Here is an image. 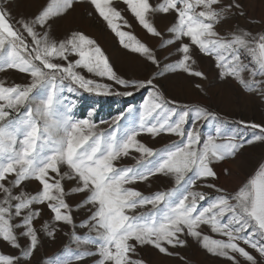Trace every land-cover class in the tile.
I'll use <instances>...</instances> for the list:
<instances>
[{
  "label": "snow or ice",
  "instance_id": "obj_1",
  "mask_svg": "<svg viewBox=\"0 0 264 264\" xmlns=\"http://www.w3.org/2000/svg\"><path fill=\"white\" fill-rule=\"evenodd\" d=\"M77 2L47 0L30 16L16 17L11 0H0V243L13 250L0 251V264H33L43 237L55 239L64 226H71L70 243L42 264H147V246L190 264L176 251L190 241L225 264H264V161L234 190L217 183L215 170L246 145L264 143V123L238 122L251 130L250 139L226 134L223 118L166 97L157 84L177 71L206 80L199 53L214 59L220 79L264 99V29H224L246 16L242 0H122L147 34L178 54L161 69L157 51L124 30L131 24L113 0H87L123 48L158 68L150 77L126 78L84 31H53ZM158 15L173 17L167 36L154 22ZM9 71L22 74L21 81H8ZM139 90H149L140 109L129 106L101 121L106 129L94 111L77 118L76 103L65 95L131 97ZM134 114L138 119L122 127ZM209 120L216 129L204 136L200 122ZM145 134L178 139L154 149L140 138ZM126 158L134 163L123 164ZM159 177L171 186L147 193L138 187L151 188ZM81 210L87 216L78 222Z\"/></svg>",
  "mask_w": 264,
  "mask_h": 264
},
{
  "label": "rangeland",
  "instance_id": "obj_2",
  "mask_svg": "<svg viewBox=\"0 0 264 264\" xmlns=\"http://www.w3.org/2000/svg\"><path fill=\"white\" fill-rule=\"evenodd\" d=\"M151 2L156 3L157 0H151ZM242 2L246 16L230 21L224 25V29L227 30L229 24H231L238 25L243 29H250L253 32H260L264 28V0H242ZM46 3L47 0H11L13 15L16 17L21 15L30 16L41 5ZM113 5L121 10L122 15L131 24L130 28H124V30L131 32L142 42H146L157 51L161 61V69L164 64L171 63L178 57L174 48L170 54L167 47L161 46L159 38H154L146 33L131 13L125 11L126 6L122 3V0H113ZM172 20V16L166 15H158L154 18L156 26L165 36L168 35L167 28L171 26ZM252 21H256L257 23H252ZM52 27L58 36H63L73 30H82L90 35L103 48L118 74L126 78L143 79L150 77L158 71L156 65L145 61L138 54L131 53L129 50L123 48L119 42V38L108 28L106 22L99 17L98 13L95 12L93 6L87 0H78L74 9L67 15L57 18ZM195 58L197 59V67L202 69L207 76L206 80L194 78L179 71L175 73L166 72L163 76L157 78V84L160 89L168 98L176 99L181 103L204 106L216 113L225 120L223 131L226 134H242V138L250 139L251 130L245 133V130L238 122L264 123V99H261L258 93L245 90L235 80L220 79L218 69L212 57L197 53ZM4 77L5 74L0 73V78ZM6 78L8 81L20 82L22 74L9 71L6 74ZM103 82L112 83L111 81ZM196 83H200L203 86V92L195 87ZM114 88L119 91L124 90L115 85ZM148 94L149 90L135 91L131 97H121L118 95L97 96L82 91L76 94L65 93L70 100L76 103L74 110L76 117L87 118L88 112L94 111L95 115L93 119L101 129L108 127L107 124L100 123L101 121L110 122L113 117L122 111L126 112L129 106H135L139 110ZM133 119H138V115L134 114L132 117L121 121L122 127H127ZM215 129L216 121L214 120L200 122V131L204 136L214 134ZM140 138L154 149H160L178 139L175 136L167 134H162L156 138L145 134ZM262 161H264V143L254 142L252 145H246L236 158L217 164L215 169L219 176L217 183L229 190H234L253 173L258 163ZM122 163L130 165L134 161L126 158ZM225 168L230 169V175L224 174L223 169ZM35 186V183H33L30 185V188H34ZM170 186L171 180L165 177L154 179L151 188H148L145 184L138 185L146 193L163 190ZM78 202L79 197L73 201L74 204ZM75 215L79 222L87 216V212L81 210L75 213ZM45 219H47V216H45ZM70 231L71 226H64L63 231L59 232L55 239L47 236L43 237L42 247L33 260V264H42L47 257L58 255L70 243L69 236L65 235V233ZM77 231L83 234L87 230L78 228ZM71 246L73 248L76 247L75 244ZM0 251L7 253L13 250L5 244L0 243ZM176 251L181 252L190 264H225L221 258L206 253L195 242L190 241L188 247L176 249ZM142 257L147 261V264H181L178 258L160 254L151 246H147L142 250ZM89 264H91L90 261Z\"/></svg>",
  "mask_w": 264,
  "mask_h": 264
},
{
  "label": "water",
  "instance_id": "obj_3",
  "mask_svg": "<svg viewBox=\"0 0 264 264\" xmlns=\"http://www.w3.org/2000/svg\"><path fill=\"white\" fill-rule=\"evenodd\" d=\"M264 29V28H263Z\"/></svg>",
  "mask_w": 264,
  "mask_h": 264
}]
</instances>
